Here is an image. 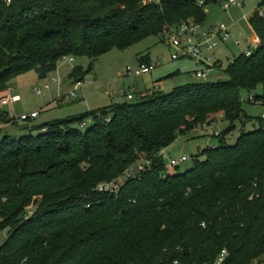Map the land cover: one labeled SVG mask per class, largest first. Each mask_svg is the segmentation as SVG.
<instances>
[{
  "label": "trees",
  "instance_id": "16d2710c",
  "mask_svg": "<svg viewBox=\"0 0 264 264\" xmlns=\"http://www.w3.org/2000/svg\"><path fill=\"white\" fill-rule=\"evenodd\" d=\"M228 1L0 2V93L31 72L48 79L67 58L94 62L183 23L205 25L207 6ZM248 22L260 43L231 63L226 81L129 95L137 102L56 120L20 139L6 134L0 234L8 237L0 264H215L225 250L224 264H263L264 118L227 144L237 121L251 122L242 93L264 87V2ZM149 60L140 68L155 70ZM92 71L93 64L76 66L65 84L75 88ZM257 100L264 104V95ZM220 113L233 125L220 145L200 152L184 172L168 166L167 149ZM4 116L0 125H16ZM144 161L150 165L136 168L118 193L98 191Z\"/></svg>",
  "mask_w": 264,
  "mask_h": 264
},
{
  "label": "rangeland",
  "instance_id": "374dc122",
  "mask_svg": "<svg viewBox=\"0 0 264 264\" xmlns=\"http://www.w3.org/2000/svg\"><path fill=\"white\" fill-rule=\"evenodd\" d=\"M237 2L243 5L226 10L227 2L213 3L206 8L205 31L225 26L230 30L232 37L228 47L225 45L227 42L219 43V47L213 53L207 54L213 59V64H216L214 66L212 64L213 68L201 66L192 59L182 58L173 61L172 55L176 51L172 49L169 41L165 36H155L126 50L115 49L94 62L89 58L64 59L60 62L58 71L46 80L39 79L36 72L13 79L9 85L10 88L0 93V113L3 115L9 113L11 118L16 117V125H12L10 128H7L8 125L4 127L3 120L0 125V141L6 136L3 127L11 136L20 139L22 136H28L29 130L34 127H41L56 120L81 116L116 104L127 102L134 104L142 92L160 90L165 94H170L174 89L184 85L226 81L225 72L231 63L248 51L254 52L258 48V45L253 42L254 35L249 27L248 19L264 0H237ZM237 41H241L242 45L237 46ZM143 57L147 60L150 59V63L156 68L154 72L138 78L129 76L127 69L138 70ZM218 62H221L222 65L218 66ZM91 64H93V71L77 92L80 103L74 100L62 101L60 99L61 93L71 94L74 90L66 92L59 85V81L64 84L76 66L88 69ZM202 71L207 75L206 81L199 80L195 76L197 72ZM39 90L43 91L42 95L37 93ZM129 95H134L136 99L134 101L129 100ZM251 95L263 96L264 87H259L253 93L245 91L242 93L243 110L250 117L251 122H247L246 118L243 117L242 120L235 123L236 128L227 136V144L230 146L237 144L244 129L247 133L258 129V120L264 118V104L261 101H257L256 104L250 103ZM15 96H19V100L11 103V99ZM34 111H38L39 119L31 122L22 121V115H28ZM221 114L223 113L212 117V121L208 123L206 128L197 129L185 136H180L166 151L167 165L169 166L172 160L180 161L185 157L189 161L179 167V171L184 172L185 169L192 167V159L197 157L200 152L218 147L222 134L233 126ZM33 134H36V131ZM7 237L6 232L1 233L0 244Z\"/></svg>",
  "mask_w": 264,
  "mask_h": 264
},
{
  "label": "built area",
  "instance_id": "2783aa9c",
  "mask_svg": "<svg viewBox=\"0 0 264 264\" xmlns=\"http://www.w3.org/2000/svg\"><path fill=\"white\" fill-rule=\"evenodd\" d=\"M147 4L153 3H161L162 0H146ZM1 3H4L6 6H10L13 3V0H0ZM226 5V10H230L234 6H242L243 4L238 3L237 0H229ZM203 4V3H202ZM205 25L196 24L193 22L183 23L178 28H174L167 33L166 39L169 41L170 46L176 52L172 55L173 61H178L182 58L192 59L197 61V63L201 66H207L209 68H213V59L207 56V54H211L215 51L216 48L219 47V43H226L231 40V32L225 26H220L218 28H212L208 31L204 29ZM237 46H241L242 42L237 41ZM247 57L252 55L251 51H248L245 54ZM213 64V66H212ZM154 70V67L142 66L135 72L130 71L131 77H141L146 74H151ZM196 78L202 81L207 80V75L202 72H197L195 74ZM59 85H62V82L59 81ZM81 84L77 85L74 91L71 94H65L60 97V99L72 100L78 99L79 95L77 92L79 91V87ZM48 88V87H47ZM39 95L43 94L42 90L37 91ZM131 98V97H130ZM19 98L14 97L11 99V102H17ZM257 97L251 95L249 98V102L252 104L257 103ZM39 117V113H33L29 115H23L21 117L22 121H27L29 119H36ZM187 158H182L180 161L172 160L170 163L171 168H177L181 164L188 162ZM149 161L141 162L138 167L131 168L126 177L120 180L113 181L111 183L103 184L98 187V191L100 193H118L124 183L125 179H132L137 176L138 171L136 168H139L140 171H144L146 166H149ZM228 253L227 251H223L219 256L215 264H224L227 260ZM175 264H178L177 262Z\"/></svg>",
  "mask_w": 264,
  "mask_h": 264
},
{
  "label": "crops",
  "instance_id": "0c3cea01",
  "mask_svg": "<svg viewBox=\"0 0 264 264\" xmlns=\"http://www.w3.org/2000/svg\"><path fill=\"white\" fill-rule=\"evenodd\" d=\"M249 20V19H248ZM249 23V22H248ZM249 27H250V25H249ZM250 29H251V31L253 32V35H254V37H253V42L255 43V45H259V39H258V37H257V35L254 33V31L252 30V28L250 27ZM231 41H229V42H227L225 45L228 47V43H230ZM221 65H222V63H220ZM58 71V70H57ZM154 72V71H153ZM152 72V73H153ZM71 73V72H70ZM151 73V74H152ZM70 75V74H69ZM68 75V76H69ZM63 86H64V88H63ZM81 86H82V84H81ZM80 86V87H81ZM61 87H62V89H64V90H66V92H69V91H71L72 89L74 90L75 88L74 87H72L71 85H68V84H65V82H64V84H63V82H62V85H61ZM66 93H61V96H63V95H65ZM60 96V97H61ZM15 97H17V98H20L19 96H15ZM12 103V102H11ZM38 111H34V112H32L31 114H33V113H37ZM31 114H28L29 116L31 115ZM7 118H9V119H11V116L9 115V113H5L4 114ZM4 116V117H5ZM23 116V115H22ZM221 116H223V114H221ZM39 117H40V115H39ZM39 117L38 118H36V119H32L31 121H33V120H37V119H39ZM16 118V117H15ZM6 125H8L9 127H7ZM4 127H7V128H10L11 126H12V124H8V123H5L4 125H3ZM4 127L2 128L5 132H6V134H10L8 131H7V129H4ZM0 136H1V131H0Z\"/></svg>",
  "mask_w": 264,
  "mask_h": 264
}]
</instances>
